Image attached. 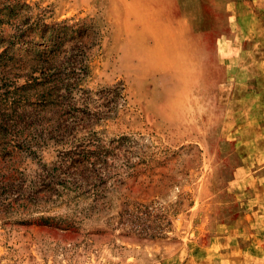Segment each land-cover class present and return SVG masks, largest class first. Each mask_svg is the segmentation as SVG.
<instances>
[{
  "label": "rangeland",
  "instance_id": "obj_1",
  "mask_svg": "<svg viewBox=\"0 0 264 264\" xmlns=\"http://www.w3.org/2000/svg\"><path fill=\"white\" fill-rule=\"evenodd\" d=\"M207 1L0 0V53L23 18L94 31L83 91L65 114L78 124L61 142L38 141L41 113L23 95L26 79L0 72V116L29 123L1 145L0 161L10 151L29 179L71 142H96L110 177L97 212L91 197L0 211V264H264L247 252L264 244L254 220L264 184V18H239L233 53L231 28H212ZM134 206L145 207L141 234L151 237L118 223Z\"/></svg>",
  "mask_w": 264,
  "mask_h": 264
},
{
  "label": "trees",
  "instance_id": "obj_2",
  "mask_svg": "<svg viewBox=\"0 0 264 264\" xmlns=\"http://www.w3.org/2000/svg\"><path fill=\"white\" fill-rule=\"evenodd\" d=\"M93 33L92 26L83 21L48 24L41 18H23L13 25L12 32L3 42L5 48L0 53V72L13 78L26 79L23 95L34 99L40 108L41 116L35 118L34 122L39 125L38 141L41 143L49 139H53L54 143L61 142V137L70 135L78 124L75 119L71 123L67 122L65 114L74 106V93L83 91L80 85L88 70L85 48L90 44L88 35ZM34 36L37 41L33 40ZM68 43L73 44L67 49ZM16 44L18 46L12 49ZM66 49L68 56H65ZM65 63L68 65L66 70L61 66ZM13 93L10 95L11 101L15 97ZM44 109L52 110L55 116L45 118L42 115ZM22 123L29 124L14 115L0 116V147L8 142L10 136H16ZM57 136L60 138H55ZM71 143L70 148L58 151L49 163H39L29 179L16 170L13 163H9L12 156L7 151L9 158L0 161V211L13 205L45 209L47 205L74 204L75 199L91 197L89 209L97 212L99 200L104 196L110 178L106 160L108 151L96 142ZM25 145L30 148L29 143ZM34 147L39 148L41 145ZM145 210V207L141 209L138 206L130 211L123 209L117 214L120 219L118 223L128 225L131 229H137L132 227L140 225L138 230H133L134 234L151 237L154 234H141V230L149 231V228L145 230L144 226H148L138 216ZM45 219L40 216L37 218L38 221Z\"/></svg>",
  "mask_w": 264,
  "mask_h": 264
},
{
  "label": "crops",
  "instance_id": "obj_3",
  "mask_svg": "<svg viewBox=\"0 0 264 264\" xmlns=\"http://www.w3.org/2000/svg\"><path fill=\"white\" fill-rule=\"evenodd\" d=\"M206 9L209 12V18H211L210 21L214 25L212 28H219L221 20H223L225 28H231L228 37L229 43L226 48L237 54L241 52L242 48L237 38H241V32L244 30V26L239 21V18H264L262 15L264 14V0H208ZM185 19L187 18H183V16L173 18L175 29H180L182 21ZM158 20H167V18H158ZM186 27L187 29L185 28L183 30H190L192 27L191 22H187ZM260 181H263V177H261ZM259 190L257 192L258 200L255 203L257 205L254 207V220L256 222V232L264 237V184ZM263 237H261L262 241H264ZM259 245L258 249H252L249 246V250H247L249 256L254 257L255 261L257 259L260 261L264 258V244Z\"/></svg>",
  "mask_w": 264,
  "mask_h": 264
}]
</instances>
